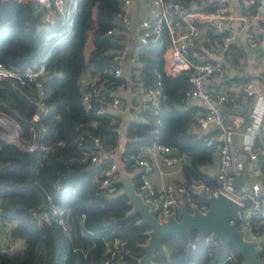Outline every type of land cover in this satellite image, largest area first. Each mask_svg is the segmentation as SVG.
I'll use <instances>...</instances> for the list:
<instances>
[{"label":"trees","instance_id":"trees-1","mask_svg":"<svg viewBox=\"0 0 264 264\" xmlns=\"http://www.w3.org/2000/svg\"><path fill=\"white\" fill-rule=\"evenodd\" d=\"M74 1L73 11L63 18L52 5L46 7L36 0H0V63L8 68L43 65L40 86L0 79V116L18 131V143L0 137V221L9 226L8 236L18 247L11 252L0 250V264H136L147 228L138 223L137 214L130 213L123 194L109 195L99 185L103 170L111 162L117 165L111 152L120 139L119 158L127 172L134 167L129 156L157 141L185 154L177 183L189 190L194 182L210 186L216 182L214 174L203 171L215 155V146L205 144L211 133L194 127V106H185L189 71L183 69L171 76L162 69V52L169 42L166 29L156 41L137 48L135 61L124 64L123 73L115 76L110 57L120 45V35L106 30L122 28V0ZM203 1L179 0L185 9H213L212 0ZM131 17L134 24L136 17ZM50 18L54 23L48 26ZM204 31V46L207 38L220 35L210 28ZM241 44L238 40L228 44L223 67L243 66ZM84 79L94 85L102 83L103 89L122 83L121 108L97 114L91 101L85 109L81 103L87 86ZM221 84L225 82L217 87ZM155 87L160 89L157 107L142 109L140 96ZM38 100L45 110L33 121ZM90 121L94 124L89 125ZM95 138L104 155L98 162H89L90 155L85 153L94 150ZM31 142L33 149H22ZM257 157L260 173L253 179L264 184V153ZM240 173L234 179L237 188L245 179ZM131 174L137 190L139 170ZM187 195L189 201H183L187 209L193 204L202 206L196 193L188 191ZM52 208L62 210L66 231L57 223ZM41 212L47 213L48 222L38 219ZM252 224L262 235L259 257L263 258L264 217L252 219ZM112 237L124 240L126 254L118 257L104 252V242ZM161 242L163 246L153 252L150 264L242 262L232 244L220 245L208 236L196 238L194 231L189 239L164 235Z\"/></svg>","mask_w":264,"mask_h":264},{"label":"built area","instance_id":"built-area-1","mask_svg":"<svg viewBox=\"0 0 264 264\" xmlns=\"http://www.w3.org/2000/svg\"><path fill=\"white\" fill-rule=\"evenodd\" d=\"M36 1L46 7L52 5L54 11L63 18L68 17L75 4L72 0L71 9L66 13L65 0ZM212 1L213 9L203 11L185 9L179 0H122L120 5L122 28L112 27L106 30L107 34L120 35V45L112 50L110 59L113 74L120 76L124 64L135 61L137 48L156 41L162 29H166L169 42L162 52L163 72L173 76L183 69L189 71L190 87L185 92V97L197 100L202 107V113L195 118L194 127L202 133L210 132L211 135L206 137L205 144L215 146V184L210 186L194 182L189 185V190L180 183L164 178L159 186H156L150 178L152 171L158 169L159 163L179 170L181 162L185 159L184 153L176 152L169 145L151 141L139 152L129 156L131 165L139 170L137 190H142L141 199L148 208L152 209L155 221L162 222L169 214L177 215L180 202L189 201L188 191L196 193L198 190H203L213 195L221 193L239 205L235 225L242 230L243 238L256 242L260 252L262 235L252 224V219L264 217V186L253 177L259 171L257 154L264 153V98L259 94L260 90L251 89L248 82L231 78L229 69L222 65V58L228 44L236 39H242L249 48L259 47V36L264 35V0H235L234 6L237 7L235 16L232 13V0ZM131 15L136 17L134 24ZM233 19L237 21L234 28ZM259 22L263 24L260 25ZM53 23L54 18H50L48 26ZM205 28H210L213 33H220L218 37L207 38L206 46L202 45ZM206 51L213 52L216 58L210 59ZM258 63L264 69V45L259 48ZM42 74V64L8 68L0 63V79L8 78L20 84L34 83L40 86L38 78ZM212 80L216 85L221 82L225 84L212 86ZM82 81L87 85L81 94V103L85 109L90 108L92 101L97 114L106 110H119L122 83L103 89L102 83L94 85L91 82L87 83L88 79ZM241 95L250 100V107L241 128L243 140L237 145L233 140L235 126L222 122L224 113L221 107L225 105L227 108H234ZM159 99L160 89L148 88L140 96L141 108L155 109ZM31 118L36 121L38 115L33 113ZM93 124L94 121L89 122V125ZM1 127L0 137L10 140L13 132L4 126ZM93 142L94 150L85 155H90L89 162H98L104 153L96 138ZM15 143H18V139ZM34 147L33 142L22 145V149L25 150ZM242 171L248 173L251 179L247 180L246 186L237 188L234 184L235 175ZM158 172L160 173V170ZM116 182H118L117 166L111 162L103 170L99 185L105 187L107 194L110 195L120 191ZM51 212L57 215V223L66 231V223L60 216L62 210L52 208ZM38 219L48 222L47 213H39ZM8 227L0 221V250L11 252L18 247L16 242L9 238ZM124 243V240L112 237L104 242V252L108 256L118 255V257L126 254L128 248Z\"/></svg>","mask_w":264,"mask_h":264},{"label":"water","instance_id":"water-1","mask_svg":"<svg viewBox=\"0 0 264 264\" xmlns=\"http://www.w3.org/2000/svg\"><path fill=\"white\" fill-rule=\"evenodd\" d=\"M259 50V48L257 49ZM34 113L41 115L45 107L40 100L36 103ZM222 111L228 110L227 106L221 107ZM237 109H242L238 106ZM236 111V108L234 109ZM239 112V111H237ZM225 113L222 122L225 123ZM0 126L10 129L13 136L10 140L1 137L3 140L15 143L18 139L16 126L7 118L0 116ZM118 172V171H117ZM120 183V194L127 199L130 206V213L138 215V223L146 226L147 239L142 245L143 253L137 259L136 264H150L153 252L162 248L161 237L170 235L173 238H190L191 232H195L196 238L209 237L215 239L220 245L232 244L235 251L240 255L241 264H264V257H259V250L254 240L243 238L242 230L235 225L238 219L239 205L232 199L221 193L215 195L198 190V196L203 207L193 204L187 209L183 202H180L178 214H169L162 222H156L152 209L142 201V190H135L131 182V176L118 173Z\"/></svg>","mask_w":264,"mask_h":264},{"label":"crops","instance_id":"crops-1","mask_svg":"<svg viewBox=\"0 0 264 264\" xmlns=\"http://www.w3.org/2000/svg\"><path fill=\"white\" fill-rule=\"evenodd\" d=\"M233 1V9H232V13L233 16H235V14L237 13V7L234 6V2ZM237 25V21L236 19H233V28ZM241 42L243 49L245 51V58H244V63L243 66L241 68H235L233 67L232 69L230 68V76H232L233 78H237L239 80H243L246 81L250 84L251 89H259L260 90V95L264 98V69L261 68L259 66L258 60H259V50H257L258 48L262 47L264 45V35H260L259 36V47H254V48H249L244 44V41L242 39H236L233 40L237 42ZM89 47H87L88 49ZM204 49V48H202ZM207 56L210 59H215L216 56L213 54V52H208L206 51ZM242 60L241 58H239V61ZM219 84V83H217ZM211 85L212 86H217L216 82H214L213 80L211 81ZM127 101V100H126ZM186 107L189 106H194V116L197 117L199 114L202 113V107L201 104L197 101V100H193V99H187L186 100ZM238 106H241L242 109H237ZM250 107V100L245 98L243 95L240 96L237 105L234 108H228V110L226 112L223 111V113H225V117H226V121L228 123L233 124V126H235V133L233 135V140L235 144H240L243 140V136L241 133V128L242 125L245 121V117H246V113L248 108ZM236 108V111L234 110ZM239 111V112H237ZM224 115V114H223ZM230 117V119H228ZM258 158V157H257ZM259 161V159H258ZM215 162H216V153L215 155H213V161L207 165H205L203 167V171L209 174H214V168H215ZM117 166V165H116ZM135 171H138L137 167H133ZM160 170V173L158 172ZM117 171L118 173H122L124 175L127 176H131V173H126V172H121L118 169L117 166ZM162 172V173H161ZM260 173V169L258 171L257 174ZM240 174H244L245 175V179L240 181V183H238V186L240 188L246 186L247 184V180L251 179L250 176L248 175V173H244V171H242V173ZM119 175V174H118ZM150 178L151 181L153 182L154 185L159 186L160 181L164 178L165 180H169L172 181L174 183H177L179 181H181V173L180 170H176L173 166H167L164 164H158V169H154L152 171V173L150 174ZM264 186V184H261Z\"/></svg>","mask_w":264,"mask_h":264},{"label":"rangeland","instance_id":"rangeland-1","mask_svg":"<svg viewBox=\"0 0 264 264\" xmlns=\"http://www.w3.org/2000/svg\"><path fill=\"white\" fill-rule=\"evenodd\" d=\"M71 1L72 0H65V2L67 3V6L65 7L66 9V13H69L70 9H71ZM120 108H121V105H120ZM119 108V109H120ZM230 119V117L228 118ZM2 128V127H1ZM11 136V134H10ZM122 144H123V141L122 139H120V141H118L116 147L112 150L111 152V156L112 158H114V160L116 161L117 163V166H118V169L121 171V172H126V173H133L134 172V168L132 170V172H127L125 171V169L122 167L121 165V162H120V158H119V155H120V152H121V149H122Z\"/></svg>","mask_w":264,"mask_h":264}]
</instances>
